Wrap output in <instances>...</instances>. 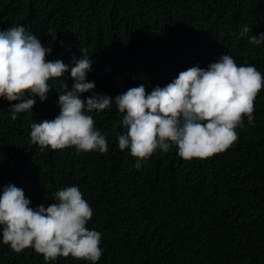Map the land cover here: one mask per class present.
<instances>
[{
	"label": "trees",
	"instance_id": "trees-1",
	"mask_svg": "<svg viewBox=\"0 0 264 264\" xmlns=\"http://www.w3.org/2000/svg\"><path fill=\"white\" fill-rule=\"evenodd\" d=\"M250 33L240 36L243 26ZM23 26L52 48L48 60L69 70L49 81L43 102L11 120L0 98V190L23 189L31 207L56 202L61 188L77 186L93 209L87 227L101 233L97 264H264V88L252 124L238 140L207 159L185 161L172 146L140 169L118 137L126 133L115 104L91 113L108 152L41 149L31 124L59 114L58 97L71 90L74 61L87 55L93 94L115 98L141 84L147 93L178 74L207 69L222 55L264 75V0H0V30ZM0 264H90L73 258L46 262L29 248L14 253L2 243Z\"/></svg>",
	"mask_w": 264,
	"mask_h": 264
},
{
	"label": "clouds",
	"instance_id": "clouds-1",
	"mask_svg": "<svg viewBox=\"0 0 264 264\" xmlns=\"http://www.w3.org/2000/svg\"><path fill=\"white\" fill-rule=\"evenodd\" d=\"M250 33L241 28L240 36ZM249 43L264 44V33L251 35ZM52 48L29 34L23 26L0 30V98L10 107L11 120L31 112L38 97L47 99L49 81L69 70L63 61L47 59ZM92 61L83 54L74 61L70 76L74 83L58 97L59 114L31 124L33 144L50 150L75 148L78 152L109 150L105 135L97 130L91 113L113 106L123 114L126 133L118 137L121 151L129 150L140 169L157 150L166 153L175 146L185 161L207 159L229 149L237 140V128L244 120L253 123L255 99L264 88V75L254 66L238 65L230 55H222L207 69L191 67L165 87L147 93L143 84L115 98L93 94L95 83L87 80ZM56 202L32 208L23 189L12 183L0 190V235L14 253L33 249L46 262L71 257L97 264L103 255L101 233L87 225L93 209L77 186L61 188Z\"/></svg>",
	"mask_w": 264,
	"mask_h": 264
}]
</instances>
